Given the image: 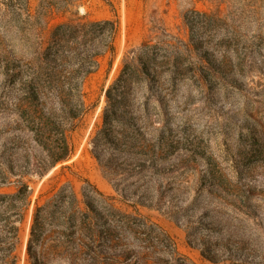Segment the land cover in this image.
I'll return each instance as SVG.
<instances>
[{"label": "rangeland", "instance_id": "374dc122", "mask_svg": "<svg viewBox=\"0 0 264 264\" xmlns=\"http://www.w3.org/2000/svg\"><path fill=\"white\" fill-rule=\"evenodd\" d=\"M68 1L72 6L64 13L53 0H21L17 8L23 17L13 18L7 1L0 0V174L9 181L0 184V193H12L22 180L33 188L34 200L40 190L66 181L80 192L87 178L123 210L163 229L193 264H257L264 259V0ZM26 9L33 17L30 26L22 21ZM196 11L217 17H198ZM82 15L117 21L115 51L100 57V68L84 80L89 110L72 135L73 156L42 177L26 173L40 157L24 129L27 112L17 104L29 76L24 66L31 59L29 31L41 27L47 35L53 25ZM163 32L184 43L189 38L202 43L207 60L193 54L183 60L185 74H157L162 92L168 94L166 115L155 121L157 109L149 108L138 124L148 142L164 137L171 143L159 180L161 205L154 207L115 190L92 153L90 137L124 54L149 35L156 43ZM13 57L24 59L23 66L15 62L23 71L7 74ZM64 164L72 165L75 174L66 170L53 178ZM154 179L146 171L132 180L156 194ZM26 233L27 226L17 249L20 264ZM201 250L214 259L205 258Z\"/></svg>", "mask_w": 264, "mask_h": 264}, {"label": "trees", "instance_id": "16d2710c", "mask_svg": "<svg viewBox=\"0 0 264 264\" xmlns=\"http://www.w3.org/2000/svg\"><path fill=\"white\" fill-rule=\"evenodd\" d=\"M6 1L11 17H23L17 8L21 0ZM53 3L64 13L72 6L68 0ZM26 11L22 21L30 26L33 17ZM194 13L213 20L217 17ZM185 22L192 30L191 21L186 18ZM117 30L116 20L86 15L53 25L47 35L45 28H34L29 31L31 59L24 63L21 57H13V66L8 62L5 73L23 71L17 62L24 63L29 74L17 104L27 112L24 129L40 157L26 173L42 177L75 153L72 135L89 110L84 80L100 68V57L114 53ZM202 50L207 49L192 38L184 43L163 32L152 43L149 35L124 54L116 78L105 90L100 121L90 137L92 153L115 190L141 204L160 207L159 180L171 148L164 137L145 140L138 125L147 118L149 108L157 109L155 121H163L166 115L168 94L162 92L163 81L157 74H185V58L195 54L201 62L207 60ZM66 170L75 174L72 165L64 164L53 178ZM146 171L155 177L152 188L156 194L132 180ZM7 179L0 174V184L9 183ZM82 180L80 192L66 181L40 190L34 200L33 188L22 180L12 193H0V264H20L17 249L25 226L24 264H193L178 253L172 237L158 225L123 210L113 196L87 178ZM189 243L201 246L193 240ZM201 251L205 258L214 259ZM256 263L264 264L263 257Z\"/></svg>", "mask_w": 264, "mask_h": 264}]
</instances>
